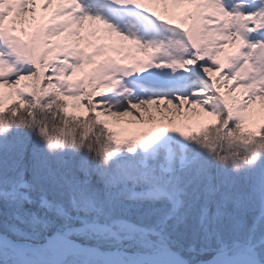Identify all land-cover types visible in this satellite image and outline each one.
<instances>
[{
	"label": "snow or ice",
	"instance_id": "snow-or-ice-1",
	"mask_svg": "<svg viewBox=\"0 0 264 264\" xmlns=\"http://www.w3.org/2000/svg\"><path fill=\"white\" fill-rule=\"evenodd\" d=\"M0 264H264V0H0Z\"/></svg>",
	"mask_w": 264,
	"mask_h": 264
},
{
	"label": "bare ground",
	"instance_id": "bare-ground-1",
	"mask_svg": "<svg viewBox=\"0 0 264 264\" xmlns=\"http://www.w3.org/2000/svg\"><path fill=\"white\" fill-rule=\"evenodd\" d=\"M187 107V106H186Z\"/></svg>",
	"mask_w": 264,
	"mask_h": 264
}]
</instances>
